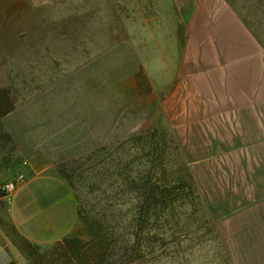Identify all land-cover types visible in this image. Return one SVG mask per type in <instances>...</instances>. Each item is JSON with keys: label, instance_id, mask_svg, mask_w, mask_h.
Masks as SVG:
<instances>
[{"label": "rangeland", "instance_id": "obj_1", "mask_svg": "<svg viewBox=\"0 0 264 264\" xmlns=\"http://www.w3.org/2000/svg\"><path fill=\"white\" fill-rule=\"evenodd\" d=\"M161 13L154 0H0V225L28 264H92L97 252L103 264H228L221 213L193 187L167 118L185 97L222 91L174 81L182 41L157 38ZM60 173L80 242L29 248L4 187Z\"/></svg>", "mask_w": 264, "mask_h": 264}, {"label": "crops", "instance_id": "obj_2", "mask_svg": "<svg viewBox=\"0 0 264 264\" xmlns=\"http://www.w3.org/2000/svg\"><path fill=\"white\" fill-rule=\"evenodd\" d=\"M154 1L167 30L157 38L182 41L181 62L167 67L174 81L222 91L185 97L183 111L168 113L190 179L221 213L215 233L226 263L264 264V0ZM1 200L15 233L41 249L77 232V202L57 175L34 176ZM0 264H28L1 225Z\"/></svg>", "mask_w": 264, "mask_h": 264}, {"label": "trees", "instance_id": "obj_3", "mask_svg": "<svg viewBox=\"0 0 264 264\" xmlns=\"http://www.w3.org/2000/svg\"><path fill=\"white\" fill-rule=\"evenodd\" d=\"M4 95L5 94H2L1 95V97L0 98H4ZM60 175H61V178L71 187V189L73 188V183H72V179L70 178V177H68V176H66V175H64L63 173H60ZM194 185V184H193ZM194 187V186H193ZM80 211H79V218H80ZM71 238V237H70ZM70 238H68V239H65L63 242H60V243H58L57 245V248H65L66 246H69L71 243H73V242H80L79 241V239H75V238H72V239H70ZM22 241L23 242H25L26 244H27V246L30 248V247H34V248H36L37 250H40V248L39 247H37V246H34V245H32V244H30V243H28L27 241H25V240H23L22 239ZM96 244V243H95ZM96 256L98 257V259H100L99 258V254H98V252L96 253ZM96 256H95V259L93 258L92 259V264H103V262L100 260L98 263H97V261H96ZM33 259V258H32ZM78 259V261L80 262V261H82V257H80V258H77ZM90 262V261H89ZM88 262V263H89ZM72 264H76V263H72ZM79 264H83V263H79Z\"/></svg>", "mask_w": 264, "mask_h": 264}, {"label": "built area", "instance_id": "obj_4", "mask_svg": "<svg viewBox=\"0 0 264 264\" xmlns=\"http://www.w3.org/2000/svg\"><path fill=\"white\" fill-rule=\"evenodd\" d=\"M24 182H25V178H24V176H20V177H18L14 182L7 184V185L4 187V192H5L7 195H11V194H13L14 192H16L17 189H18L19 187H21V185H22Z\"/></svg>", "mask_w": 264, "mask_h": 264}]
</instances>
